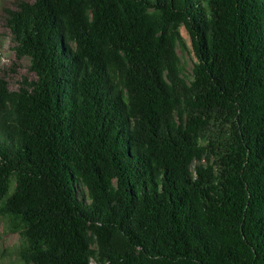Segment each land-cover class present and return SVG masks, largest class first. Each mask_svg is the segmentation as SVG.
Instances as JSON below:
<instances>
[{
  "label": "trees",
  "instance_id": "trees-1",
  "mask_svg": "<svg viewBox=\"0 0 264 264\" xmlns=\"http://www.w3.org/2000/svg\"><path fill=\"white\" fill-rule=\"evenodd\" d=\"M2 10L34 73L0 77L1 232L19 236L2 254L264 264V0Z\"/></svg>",
  "mask_w": 264,
  "mask_h": 264
},
{
  "label": "rangeland",
  "instance_id": "rangeland-1",
  "mask_svg": "<svg viewBox=\"0 0 264 264\" xmlns=\"http://www.w3.org/2000/svg\"><path fill=\"white\" fill-rule=\"evenodd\" d=\"M17 0H0V77H3L10 89H17L23 79L32 80L34 73L29 70L28 62L25 59H17L11 50L10 33L5 25V13L2 7L15 8ZM181 34L187 45L191 49V41L187 31L182 27ZM180 52V51H179ZM182 63L186 73H190L193 63L196 60L192 51L185 52L182 55ZM3 224L0 219V264H18L14 257L2 254L6 247L18 243L17 233L2 234ZM91 264H95L92 262Z\"/></svg>",
  "mask_w": 264,
  "mask_h": 264
}]
</instances>
